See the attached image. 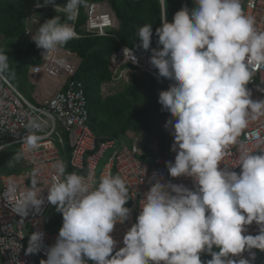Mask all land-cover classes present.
<instances>
[{"label": "clouds", "instance_id": "obj_1", "mask_svg": "<svg viewBox=\"0 0 264 264\" xmlns=\"http://www.w3.org/2000/svg\"><path fill=\"white\" fill-rule=\"evenodd\" d=\"M192 2L191 9L183 6L172 22L165 20L156 29L157 48H152L151 24L138 29L137 41L151 51L158 77L173 82L158 100L171 116L164 127L174 138L171 151L176 155L174 163L166 162L168 173L174 179L191 178L195 190L153 173L137 222L117 251L112 234L132 211L126 207L131 199L125 179L102 175L93 187L57 161L47 201L62 214L63 224L41 264H203L205 252L212 257L206 264H252V250L264 252V138L255 133L258 151L241 148L234 166L225 162V149L239 143L251 121L264 117V101L254 102L247 88L254 72L264 68V31L257 30L242 0ZM47 5L63 15L46 20L32 37L45 50L43 56L77 37L73 22L86 0H65L63 5L44 0L36 6ZM9 60L0 49V75L9 71ZM28 127L39 130L42 122L31 121ZM42 139L30 131L23 151L37 149ZM20 158L18 152L13 160ZM236 167L239 173L230 170ZM37 172L31 187L12 204L15 215L26 217L29 208L39 212L45 203ZM15 193V185L9 184L0 198L8 200ZM253 223L259 234L246 235V226ZM43 237V232L31 235L29 254L39 251ZM245 252L250 259L242 258Z\"/></svg>", "mask_w": 264, "mask_h": 264}, {"label": "built area", "instance_id": "obj_2", "mask_svg": "<svg viewBox=\"0 0 264 264\" xmlns=\"http://www.w3.org/2000/svg\"><path fill=\"white\" fill-rule=\"evenodd\" d=\"M158 1L164 22L166 2ZM189 1L192 2V0ZM38 3L43 4L44 0H30L25 40H32L36 33L34 25L39 18L38 13L47 9L55 10L53 5L38 8L36 6ZM56 4L61 5L59 0H56ZM242 5L247 14L255 17L257 30L264 31V0H251V6H249V0H242ZM84 11L86 21L80 27L81 34L76 25L80 9L77 19L73 22L77 33V37L73 40L83 37H107L111 35V32L118 31L120 22L109 1H91ZM107 31L110 33L108 34ZM126 49L130 51L125 54ZM44 51L37 47L41 65L36 66V79L41 75L38 67L48 71L52 69L50 71L54 76L61 73L65 76L56 90L48 95L42 94L38 102H31L5 74L0 75V144L5 146V150L0 151V159L4 157L7 150L17 147L18 152L21 153L22 163V170L16 173L6 174L0 170V196L9 184L16 187L14 197L10 196L8 200L0 198V264H41L47 259L48 249L55 244L60 231L59 229L56 232L48 230L49 226L52 230L56 227V222L48 223V211L52 205L47 201V188L54 182L55 169L52 165L57 161H63L66 164L68 173L75 172L84 176L93 187L98 184L102 175L118 174L125 179L130 190L129 199H131L126 207L132 211L129 219L123 224L118 223L112 234L117 241V251L124 247V236L137 222L141 211L140 201L151 186L153 173L162 177L165 182L183 184L195 190L191 178L174 179L168 173L166 162L174 163L176 155L171 151L174 138L169 132L166 131L164 150L156 139L146 142L149 127H143V131L139 134L135 133L130 145L123 142L120 137L99 136L90 126L85 85L75 78L82 62L81 58L64 46L55 54L43 56ZM151 56V51L139 52L121 45L109 59L113 72L111 83L115 85L122 81L128 82L133 74L152 77L162 85L169 81L158 77V70L150 63ZM36 87L40 93L48 89L47 85L41 82ZM247 88L254 102L264 101V68L254 72ZM31 121L42 122L41 129H30L28 125ZM30 131L42 136L43 139L39 142L40 146L37 149L23 151L24 137ZM257 132L264 138V117L251 121L250 126L239 138V143L225 149V162L229 166H234L238 162L235 160L238 154L235 153L239 149L259 150L255 136ZM130 134L132 135L127 133L129 138ZM220 167L223 169L225 165L222 163ZM37 170V186L43 191L45 203L39 212L29 208L26 217L15 215L12 204L31 187L32 174ZM230 170L237 173L241 171L239 167ZM246 227V235L259 234L260 228L257 224L253 223ZM35 232H43L44 237L39 251L29 254L27 249L30 237ZM252 251L256 255L252 264H264V254L262 258H258L257 249ZM242 258L250 259L249 253H243ZM88 264H94V262L88 261Z\"/></svg>", "mask_w": 264, "mask_h": 264}, {"label": "trees", "instance_id": "obj_3", "mask_svg": "<svg viewBox=\"0 0 264 264\" xmlns=\"http://www.w3.org/2000/svg\"><path fill=\"white\" fill-rule=\"evenodd\" d=\"M91 1H104V0H86V4ZM110 2L112 8L116 12L119 20L121 21V27L118 32H114V36L107 37H83L77 40L68 42L64 47L71 50L73 53L78 54L81 58V65L76 73L75 78L82 81L86 88V95L88 98V106L90 111V126L91 128L103 138L121 137L127 130H137L139 127H133L132 120L133 115L124 119L120 114L114 116L110 106H103V99L98 96L99 81L95 76L97 73H102V79L104 81L111 80L112 69L109 64V57L112 53L118 50L121 45L129 47L139 52L145 51L138 46L137 31L145 24L153 25V42L152 48H157L158 37L155 36V31L162 25L161 8L158 0H107ZM59 3H65V0H59ZM187 5L190 9L193 7V3L189 0H167L165 20L172 22L176 12L181 10L183 6ZM84 6L80 7L79 17L77 20L78 32L81 34L80 27L85 23L86 16L83 12ZM63 15L56 11L47 9L40 12V15L46 17V20L51 19L57 15ZM25 25L24 15H19V11L16 6L10 0H0V40L5 37L9 39L10 45L16 47L15 50L8 49L9 61L16 64L14 73L27 66V63L33 56L38 57L36 46H31L27 42H22L25 37ZM162 47V46H161ZM10 62V63H11ZM35 64V62H34ZM93 67V70L91 68ZM17 70V71H16ZM42 72L43 82L47 79V72L43 67H40ZM84 72V75L81 72ZM85 71H89L90 75L85 79ZM158 86L157 81L152 83V88L156 90ZM124 98V96H121ZM111 103H116L118 98L111 97L109 99ZM152 105V101L149 100L146 107L147 111H150L148 106ZM127 109L129 104L126 106ZM158 113H162V109L157 110ZM100 112L105 116L106 120L102 121L100 118ZM164 113V112H163ZM159 118V117H158ZM147 123L141 124L143 127ZM151 129L155 128L151 124ZM148 127V126H147ZM16 165V164H12ZM9 166L4 167L0 165L1 172L10 171Z\"/></svg>", "mask_w": 264, "mask_h": 264}, {"label": "rangeland", "instance_id": "obj_4", "mask_svg": "<svg viewBox=\"0 0 264 264\" xmlns=\"http://www.w3.org/2000/svg\"><path fill=\"white\" fill-rule=\"evenodd\" d=\"M13 5L16 6L17 10L19 11V15L21 16L24 13H26V10L30 8L29 5V0H10ZM122 0H119L121 3ZM137 1V0H136ZM63 5L62 3H59ZM87 5V4H86ZM85 7V6H84ZM55 11V10H53ZM41 12V11H40ZM40 12L38 13V19L37 23L34 25V30L39 28L45 21L46 17L43 15H40ZM83 12L85 13L84 9ZM60 13V12H59ZM39 21V22H38ZM108 32V31H107ZM110 32H108L109 34ZM113 33V32H112ZM110 33L112 36L113 34ZM22 42H27L31 44V46H36V44L32 40H23ZM37 48V46H36ZM0 49H3L5 53H8L9 50H15L16 47H13L10 45L9 39L3 37L0 40ZM110 58V57H109ZM9 61L10 68L9 71L4 73L9 80L12 81V83L15 85V87L23 94L25 95L31 102H38L42 96V94L48 95L52 91L56 90V88L59 87L60 83L64 80L65 74L62 75V73L58 76H54L52 69H49L45 71L47 72V79L45 81V85H47L48 89L46 91H42L41 93L38 92L39 89L36 87L40 82H43L42 72L41 75L38 76L36 75V66L41 65V59L40 57H35L33 56L32 59L27 63V66L23 69H21L18 72H16V76L14 73V69L16 64L14 62ZM35 62V64H34ZM40 71V67L37 68ZM93 70V67L91 68ZM17 71V70H16ZM82 75H84V72H81ZM90 75L89 71H85V79ZM102 73H97L95 76L98 78L99 81V90L97 95L101 96L103 99V106H110L112 114L116 116V114H120V117L123 116L124 119L128 118L129 116L133 115V120L132 124L133 127H138L141 124L147 123V124H153L156 127L149 132V134L146 136L147 141L149 142L152 139H155L158 137V134H165V123L169 120V113L166 111H163L162 113H158V109H162V105L158 102L159 100V93L164 90H168L169 85L173 83L170 81L168 84L162 85L159 81L149 78L148 76H137L134 78L132 82H119L115 85L111 84V80L109 81H104L102 79ZM112 76V75H111ZM154 81H157L158 86L156 90L152 88V83ZM44 88V86H43ZM38 90V91H37ZM41 94V95H40ZM106 95V96H105ZM121 96H124V98H121ZM111 97L118 98V101L116 103H111L109 102ZM149 100L152 101V105L148 106L150 111H147L146 107L148 105ZM129 104V107L127 109V105ZM100 118L102 121H105L106 118L100 112ZM117 117V116H116ZM159 117V118H158ZM152 126V125H151ZM161 138V143L163 145V150L165 148V143L164 139L162 136ZM16 153H18V148H11L5 152L4 157L0 159V165H3L4 167L9 166V162L12 161L13 165L9 168L10 171H5L4 173L9 174V173H16L18 171H21L22 163H21V158L19 160H13L14 157L16 156ZM61 213L57 212L56 206L52 205L51 208L48 211V223L51 222H56V227L54 230L49 229L50 232H56L59 231L62 227L61 225V220L62 217L60 216ZM59 229V230H58ZM213 251H219V249H213ZM264 252H261L260 250L257 249V257L262 258ZM212 257L209 255L207 252L201 254V260L203 264H206L208 260H210Z\"/></svg>", "mask_w": 264, "mask_h": 264}, {"label": "crops", "instance_id": "obj_5", "mask_svg": "<svg viewBox=\"0 0 264 264\" xmlns=\"http://www.w3.org/2000/svg\"><path fill=\"white\" fill-rule=\"evenodd\" d=\"M159 2V1H158ZM88 4V3H87ZM29 5H30V0H29ZM86 7V6H85ZM85 7H84V10H85ZM28 12H29V9H27L26 10V13H24L23 12V15H24V25H25V35H24V37L26 36V26H27V14H28ZM85 14V13H84ZM117 15V14H116ZM118 17V16H117ZM118 20H119V18H118ZM119 29H118V31L120 30V27H121V21L119 20ZM162 22H163V20H162ZM118 31H116V32H118ZM112 33V32H111ZM114 33V32H113ZM112 33V34H113ZM115 34H113L112 36H114ZM111 57V56H110ZM110 59V58H109ZM110 64V63H109ZM111 67V66H110ZM113 73V72H112ZM63 75V74H62ZM61 76V75H60ZM137 76H142V75H137V74H133V76H132V78L130 79V80H128V82L130 83V82H132L133 80H134V78L135 77H137ZM111 78H112V76H111ZM149 78H152V77H149ZM152 79H154V78H152ZM156 80V79H155ZM158 81V80H157ZM127 82V83H128ZM170 81H167V82H165L164 84H168ZM112 84V83H111ZM163 84V85H164ZM113 85V84H112ZM145 124V123H144ZM149 128H148V127ZM139 127V129H137V130H127L126 132H125V134L123 135V136H121L120 138H121V140L123 141V142H125L126 144H128V145H130V144H132V139L134 138V135H135V133H140V132H142L143 131V126L142 125H139L138 126ZM145 128H148V131L149 132H151V125L150 124H146V126H144ZM154 127H156V126H154ZM154 129V128H153ZM155 130V129H154ZM153 130V131H154ZM132 131H134V132H132ZM149 132H148V134H149ZM127 133H132V135L130 134V138L128 137V135H127ZM160 136H162L163 137V139L165 138V136H166V133L165 134H160V132H159V134H158V137L157 138H155L156 140H158L159 141V143H160V140H161V138H160ZM154 139H152L151 140V142L153 141ZM146 141H147V139H146ZM61 215V217H62V214H60Z\"/></svg>", "mask_w": 264, "mask_h": 264}, {"label": "flooded vegetation", "instance_id": "obj_6", "mask_svg": "<svg viewBox=\"0 0 264 264\" xmlns=\"http://www.w3.org/2000/svg\"><path fill=\"white\" fill-rule=\"evenodd\" d=\"M59 13V12H58ZM60 13H62V12H60ZM63 14V13H62ZM165 139H166V136H165V138H164V143H165ZM161 141L162 140H160V143H161ZM162 146L164 145V144H161Z\"/></svg>", "mask_w": 264, "mask_h": 264}, {"label": "bare ground", "instance_id": "obj_7", "mask_svg": "<svg viewBox=\"0 0 264 264\" xmlns=\"http://www.w3.org/2000/svg\"><path fill=\"white\" fill-rule=\"evenodd\" d=\"M36 34V33H35ZM106 96V95H105Z\"/></svg>", "mask_w": 264, "mask_h": 264}]
</instances>
